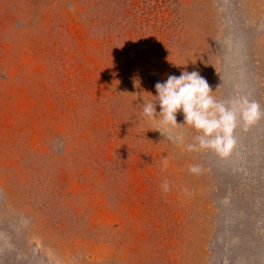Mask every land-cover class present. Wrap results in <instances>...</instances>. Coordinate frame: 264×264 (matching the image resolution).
Returning a JSON list of instances; mask_svg holds the SVG:
<instances>
[{
    "label": "rangeland",
    "instance_id": "rangeland-1",
    "mask_svg": "<svg viewBox=\"0 0 264 264\" xmlns=\"http://www.w3.org/2000/svg\"><path fill=\"white\" fill-rule=\"evenodd\" d=\"M183 70L227 155L142 116ZM0 264H264V0H0Z\"/></svg>",
    "mask_w": 264,
    "mask_h": 264
},
{
    "label": "clouds",
    "instance_id": "clouds-1",
    "mask_svg": "<svg viewBox=\"0 0 264 264\" xmlns=\"http://www.w3.org/2000/svg\"><path fill=\"white\" fill-rule=\"evenodd\" d=\"M155 90L153 99L144 102V118L158 119L159 131L161 127L168 130L178 124L188 125L199 133L195 137L199 147L213 149L222 156L235 143L233 132L238 121L250 125L261 116L259 106L244 97L234 98L227 104L217 101L206 79L195 70H183L179 76L169 75L164 82L155 84ZM177 113L183 115V123H177ZM198 170L196 166L190 168L192 172Z\"/></svg>",
    "mask_w": 264,
    "mask_h": 264
}]
</instances>
